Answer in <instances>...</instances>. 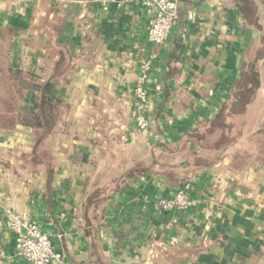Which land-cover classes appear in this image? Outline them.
Here are the masks:
<instances>
[{
  "label": "crops",
  "instance_id": "0c3cea01",
  "mask_svg": "<svg viewBox=\"0 0 264 264\" xmlns=\"http://www.w3.org/2000/svg\"><path fill=\"white\" fill-rule=\"evenodd\" d=\"M102 1L0 0V264H32L16 256L6 208L71 264H264V0H178L161 44L148 40L139 1ZM150 54V125L139 130L134 87ZM10 68L51 80L63 100L39 143L31 126L1 125L15 114L5 110ZM34 95L24 90L22 104ZM232 103L241 109L220 118ZM202 123L212 130L198 139ZM223 125L238 135L217 148ZM182 137L168 164L120 183ZM180 189L190 209H158Z\"/></svg>",
  "mask_w": 264,
  "mask_h": 264
},
{
  "label": "built area",
  "instance_id": "2783aa9c",
  "mask_svg": "<svg viewBox=\"0 0 264 264\" xmlns=\"http://www.w3.org/2000/svg\"><path fill=\"white\" fill-rule=\"evenodd\" d=\"M134 0H103L102 6L109 9L110 3L123 7ZM146 10L147 37L152 44L163 43L178 19V0H137ZM155 54L144 57L140 64V74L134 87L136 98V126L139 130L148 129L150 123L144 112L148 103V91L145 80L152 72ZM160 88L159 86L157 87ZM194 198L187 189L178 190L171 197H158L156 205L164 212L186 211L194 205ZM5 215L15 234V248L18 259L32 264H71L63 253L58 251L50 234L44 232L40 226L11 208L5 209ZM178 242L177 237L169 239L170 245Z\"/></svg>",
  "mask_w": 264,
  "mask_h": 264
},
{
  "label": "trees",
  "instance_id": "16d2710c",
  "mask_svg": "<svg viewBox=\"0 0 264 264\" xmlns=\"http://www.w3.org/2000/svg\"><path fill=\"white\" fill-rule=\"evenodd\" d=\"M8 79V88L7 92L5 93V110L8 112H14L15 114H10L3 117V119H1V125L3 127H12L14 124L18 123L31 126L37 132L36 143H39L42 139L51 134V132L57 126L62 115L63 100L54 96L55 85L51 80H45L37 75L25 73L21 70L13 68L8 70ZM24 90H32L35 93L32 98L31 105L29 106L22 104ZM250 93V89L246 87L245 90H240L238 92L237 98L245 95L249 96ZM240 109V105L235 103L224 106L221 109L220 118H223L225 113H228L230 110L239 111ZM223 128L222 136L216 144L217 148H224L229 139L235 138L238 135V132L234 130V127L228 126L227 130H225L226 125H223ZM210 130H212V125L203 123L200 124L197 130L198 139H203L204 134ZM194 134L192 133L191 135ZM186 142L187 138L182 137L174 144H161L160 153H157V147H154V162H148L144 160L138 161L133 168L124 172L120 183H124L127 177L141 174L144 171L149 170L152 166H155V164H168L170 159L178 154L179 150ZM206 162V164L210 163V161ZM102 189V187H98L97 190L92 194L100 192ZM116 189H118V187H116L114 190Z\"/></svg>",
  "mask_w": 264,
  "mask_h": 264
}]
</instances>
